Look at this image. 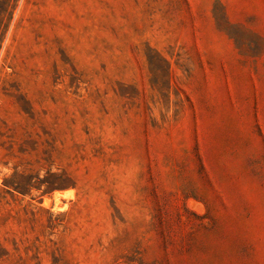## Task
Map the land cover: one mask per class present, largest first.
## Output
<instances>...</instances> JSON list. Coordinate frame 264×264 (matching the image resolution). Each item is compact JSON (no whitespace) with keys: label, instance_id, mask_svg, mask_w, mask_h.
Masks as SVG:
<instances>
[{"label":"rangeland","instance_id":"rangeland-1","mask_svg":"<svg viewBox=\"0 0 264 264\" xmlns=\"http://www.w3.org/2000/svg\"><path fill=\"white\" fill-rule=\"evenodd\" d=\"M0 264H264V0H0Z\"/></svg>","mask_w":264,"mask_h":264},{"label":"bare ground","instance_id":"bare-ground-1","mask_svg":"<svg viewBox=\"0 0 264 264\" xmlns=\"http://www.w3.org/2000/svg\"><path fill=\"white\" fill-rule=\"evenodd\" d=\"M62 196H65V195L62 194Z\"/></svg>","mask_w":264,"mask_h":264}]
</instances>
